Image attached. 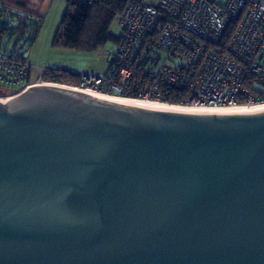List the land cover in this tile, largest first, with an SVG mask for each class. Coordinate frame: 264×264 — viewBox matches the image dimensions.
<instances>
[{
    "label": "water",
    "instance_id": "95a60500",
    "mask_svg": "<svg viewBox=\"0 0 264 264\" xmlns=\"http://www.w3.org/2000/svg\"><path fill=\"white\" fill-rule=\"evenodd\" d=\"M0 264H264V112L0 99Z\"/></svg>",
    "mask_w": 264,
    "mask_h": 264
},
{
    "label": "built area",
    "instance_id": "2783aa9c",
    "mask_svg": "<svg viewBox=\"0 0 264 264\" xmlns=\"http://www.w3.org/2000/svg\"><path fill=\"white\" fill-rule=\"evenodd\" d=\"M119 24L116 49L101 50L103 73L59 68L56 74L74 75L78 84L44 81L46 70L32 76L27 57L0 51V83L25 82L20 90L58 83L154 101L168 89L183 92L184 105L264 102V0H127Z\"/></svg>",
    "mask_w": 264,
    "mask_h": 264
},
{
    "label": "rangeland",
    "instance_id": "374dc122",
    "mask_svg": "<svg viewBox=\"0 0 264 264\" xmlns=\"http://www.w3.org/2000/svg\"><path fill=\"white\" fill-rule=\"evenodd\" d=\"M158 2L159 0H147L152 5ZM74 12L75 5L68 0H27L22 6L0 0V30L5 29L0 37L1 52L27 57L32 76L43 70L59 68L72 69L81 74L105 72L108 58L101 50L113 52L116 43L108 41L91 51L67 48L55 43L63 15ZM110 31L114 35L120 33L118 18L111 23ZM24 83L1 81L0 96L18 91Z\"/></svg>",
    "mask_w": 264,
    "mask_h": 264
},
{
    "label": "trees",
    "instance_id": "16d2710c",
    "mask_svg": "<svg viewBox=\"0 0 264 264\" xmlns=\"http://www.w3.org/2000/svg\"><path fill=\"white\" fill-rule=\"evenodd\" d=\"M2 1H7L16 6H22L27 0ZM68 2H73L75 12L73 14L65 13L63 15L55 43H60L67 48L91 51L99 48L108 41L114 43L118 41L120 33L114 35L110 31V25L115 18L119 20V15L124 10L127 0H68ZM4 32V28L0 30V37ZM56 71L46 70L43 77L44 81L60 82L70 85L78 84V78L76 76L65 73L56 74ZM183 95V92L167 89L163 90V95L158 101L174 105H184L182 100ZM121 97L138 99L137 94H123Z\"/></svg>",
    "mask_w": 264,
    "mask_h": 264
},
{
    "label": "bare ground",
    "instance_id": "6f19581e",
    "mask_svg": "<svg viewBox=\"0 0 264 264\" xmlns=\"http://www.w3.org/2000/svg\"><path fill=\"white\" fill-rule=\"evenodd\" d=\"M87 94L124 105L137 106L150 110L176 111V112H191V113H218V114H245V113H260L264 112V102L251 104L247 106L232 105V106H209V105H174L162 103L159 101L148 99H135L121 96L105 95L97 92H86Z\"/></svg>",
    "mask_w": 264,
    "mask_h": 264
}]
</instances>
